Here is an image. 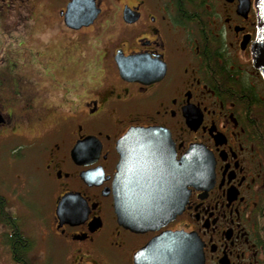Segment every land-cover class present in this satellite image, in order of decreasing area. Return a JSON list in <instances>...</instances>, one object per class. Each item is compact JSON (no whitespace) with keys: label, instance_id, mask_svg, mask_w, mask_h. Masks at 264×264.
<instances>
[{"label":"flooded vegetation","instance_id":"obj_1","mask_svg":"<svg viewBox=\"0 0 264 264\" xmlns=\"http://www.w3.org/2000/svg\"><path fill=\"white\" fill-rule=\"evenodd\" d=\"M254 2L0 0V46L17 32L12 58L23 64L24 85L19 99L0 90V134L16 119L29 121L31 85L40 91L52 82L71 106L63 126L34 144L42 152L29 167L39 179L28 168L0 181V264H57V256L60 264H134L165 232L193 237L203 264H264V80L252 62ZM69 7H79L73 21L87 23L68 27ZM49 15L58 34L30 46L28 22ZM28 64L44 82L28 81ZM119 64L132 73L122 76ZM139 127L167 130L168 152L176 162L189 154L198 176L182 211L143 233L118 223L113 197L117 142ZM7 159L18 168L21 155ZM46 183L55 193L44 214L37 196Z\"/></svg>","mask_w":264,"mask_h":264},{"label":"water","instance_id":"obj_2","mask_svg":"<svg viewBox=\"0 0 264 264\" xmlns=\"http://www.w3.org/2000/svg\"><path fill=\"white\" fill-rule=\"evenodd\" d=\"M257 34L251 47L252 62L264 80V0H255ZM93 7L89 8L90 11ZM79 7L67 8L68 27L79 28L85 19L73 21L71 12ZM125 16L128 14L124 11ZM126 77L131 69L122 68ZM170 136L162 128H130L117 142L120 159L117 164L114 187V208L118 223L137 233L154 231L165 226L179 214L187 198L188 186L198 176L190 164L189 154L178 162L168 150ZM82 142L72 151L75 154ZM173 183L171 190L168 183ZM175 184V185H174ZM68 196L62 197L56 211L61 213ZM134 264H203L201 248L189 234L165 232L154 237L134 255Z\"/></svg>","mask_w":264,"mask_h":264},{"label":"rangeland","instance_id":"obj_3","mask_svg":"<svg viewBox=\"0 0 264 264\" xmlns=\"http://www.w3.org/2000/svg\"><path fill=\"white\" fill-rule=\"evenodd\" d=\"M51 11L52 9L37 10L34 13H45L48 15ZM49 17L51 16L49 15ZM50 22H53L52 17L48 21L37 17L35 22H28L31 24V28L33 27L32 29L34 30L32 32L35 35L32 40L28 41L30 46H37L42 40L49 39V37L52 38L53 33L58 34L57 31H53L54 27L51 26ZM5 25H9V23ZM22 25L26 24L22 23ZM2 38L5 40V43L3 42L2 46H0V50L2 51L0 55V90L2 88L5 90L9 89L12 91L13 97L19 99L21 98V94H19L18 89H21L24 85L19 82L18 75L19 70L23 68V64L18 59L12 57L19 52L17 46L21 40L17 32L5 34ZM34 69L33 65L28 64L24 72L28 81L40 84L43 80L37 76ZM50 83L52 82L47 83V87L40 85L42 89L40 91L35 90L37 88L36 85L30 86L32 90L28 92L30 93L28 99L30 100L32 110L29 121L19 124L16 119L9 130L0 134V181L9 179L11 176H17V174L21 177L22 175H27L26 169L27 171L31 170V173H29L31 177L39 179V171L36 168L32 170L29 167V164H32V160L34 161L38 154L40 157V153L42 152L38 148L41 143L39 145L34 144H38L37 140H42L46 135L51 136L57 129L63 126V120L70 115L71 110V106L66 102L65 93L57 90ZM14 98H12L13 103ZM12 111L17 116L19 109L18 107H13ZM31 145L33 146L31 147ZM11 153L21 155L18 168L13 166L10 169L9 165L13 164H10L7 158ZM46 185L42 189L43 191L39 193V196H37V201L39 202L38 209L40 208V211H43L44 214L50 209L52 205L51 198L53 193H55V189L51 183H46ZM61 262L62 260L57 256L55 263L60 264Z\"/></svg>","mask_w":264,"mask_h":264}]
</instances>
